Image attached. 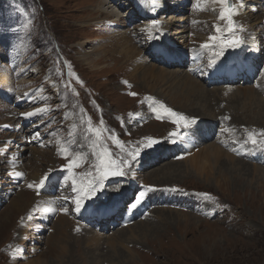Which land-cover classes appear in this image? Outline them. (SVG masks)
Masks as SVG:
<instances>
[{
    "label": "rangeland",
    "instance_id": "obj_1",
    "mask_svg": "<svg viewBox=\"0 0 264 264\" xmlns=\"http://www.w3.org/2000/svg\"><path fill=\"white\" fill-rule=\"evenodd\" d=\"M233 1L243 44L211 66L213 53L201 45L228 33L207 0H0V264H264V172H235L226 179L201 151L216 146L264 170V150L247 142L245 131L258 139L264 131V0ZM102 12L113 17L105 20ZM240 15L249 26L239 23ZM154 20L159 25L149 34ZM133 23L138 26H127ZM156 52L170 56L166 65L154 61ZM238 74L252 79L207 87L192 76L209 81ZM191 85L208 95L189 94ZM36 108L45 111L21 115ZM165 108L186 117L206 109L217 117L209 126L192 116L196 123L181 128L173 142L169 133L177 126ZM37 131L42 146L34 141ZM148 137L161 143L143 149ZM137 148L141 154L133 161ZM61 149L68 159L80 157L74 172L85 183L105 150L128 162L127 175L106 179L96 207L86 200L76 212ZM56 172L65 178L54 177ZM46 174L44 188L28 187ZM140 191L146 195L130 225L110 230L102 223L99 229L78 219L110 218ZM131 202L122 204L121 214ZM134 215L131 209L127 217Z\"/></svg>",
    "mask_w": 264,
    "mask_h": 264
},
{
    "label": "snow or ice",
    "instance_id": "obj_2",
    "mask_svg": "<svg viewBox=\"0 0 264 264\" xmlns=\"http://www.w3.org/2000/svg\"><path fill=\"white\" fill-rule=\"evenodd\" d=\"M214 3H217L221 6L220 14H219V21H226L227 22V33L228 36L224 37L222 35H212L210 37V40L212 43H204L201 45L203 49H207L209 51H212L213 57L211 60V66H215L217 59L219 57H222L225 53L226 50L229 49H236L240 45L243 44L242 38L236 34L237 29L243 30L242 26L237 25L234 17L238 15V11L235 8V5L233 3V0H213ZM159 25L158 20H154L152 24L146 29V31L151 34L152 30L157 28ZM215 30L217 33H220L221 26L220 24L215 25ZM213 49H219L218 51H213ZM69 75H72L70 72ZM127 83V82H125ZM73 92H75V89H72ZM132 96H136L137 93L132 92L130 93ZM28 95V94H25ZM45 109L43 108H36L34 111L30 112H24L21 115L24 118H29L34 115L40 114L44 112ZM165 112H167L168 116L173 118L172 123L177 126V130L174 132L169 133V139L173 140L175 142L181 135L180 129L184 128L187 129L190 125L195 124L196 121L195 119H189L188 117L177 113L173 111L171 108H165ZM157 119H160V116H157ZM103 123V121H101ZM91 121L89 120V131H93L90 127ZM198 129H193L192 134L195 135L196 131ZM247 132V142H250V144L254 147L258 146L261 150H264V131L259 133V138L257 133L254 131H248L245 129ZM95 134L97 137L100 136V131L95 130ZM33 135L36 138L40 137V133L37 131L33 133ZM117 144H119V140L116 141ZM161 143L160 140L152 137H148L145 139V142L143 143L142 147L143 149H153L157 145ZM62 154H65V150L61 149ZM141 154V149L137 148L135 149L131 156L132 160H136L137 157H139ZM111 153H109L107 150H105L103 153L97 154V160L98 163L94 166L95 167V175H93V172H88L87 176L91 177L88 179L87 183H85L83 180H80L76 173L74 172V169L80 166L81 159L80 157L73 158V159H68L67 155L65 154V159L68 160L66 165L64 166L63 170L68 173V180L71 181V186H72V192L75 193L74 196V204H75V211L79 212L81 208L84 206V202L86 200L91 201L92 207H96V201L95 197L98 196L100 192H102L105 188V180L108 179L109 177H124L127 175V173L124 170V166L128 164L127 161H121L118 162L116 159H112ZM18 176L22 175V173H17ZM49 175L46 174L43 178L39 180L38 184H29V188L35 187L37 190L42 189L45 187L46 181L49 180ZM151 190V189H150ZM146 192L145 191H140L138 193V198L134 200V202H131L128 206L131 207L132 209L137 208V206L141 203L143 198L145 197ZM203 198L205 199H211L212 197L208 193H202L201 194ZM67 199V197L65 198ZM52 210L54 211L55 209L52 208H46L45 211ZM64 212H67L68 209L64 208ZM79 231V229H77Z\"/></svg>",
    "mask_w": 264,
    "mask_h": 264
},
{
    "label": "bare ground",
    "instance_id": "obj_3",
    "mask_svg": "<svg viewBox=\"0 0 264 264\" xmlns=\"http://www.w3.org/2000/svg\"><path fill=\"white\" fill-rule=\"evenodd\" d=\"M122 1V0H120ZM208 3H210V6H213L214 8L218 9V11L220 12L221 10V6L217 3H214L213 0H207ZM234 2V1H233ZM235 3V2H234ZM245 4V3H243ZM242 4V5H243ZM249 8L250 10L251 9H254L256 8L255 6H251L249 5ZM103 15H105V20H108L109 17H113V15L110 13V12H102ZM241 16V15H240ZM237 20L239 21V23L241 24H244L246 26H249V21H248V18L247 17H243L241 16L240 18H237ZM85 61H88L89 58L88 57H85L83 58ZM104 57L101 56L100 58H98L97 60L93 61V65H96L98 64L99 62L103 61ZM83 63V62H82ZM91 63V62H90ZM101 64V63H100ZM90 66V65H89ZM95 68V67H94ZM189 94L191 95H194L195 97H206L208 95V93L206 91H204L203 89L199 88L198 86L196 85H191L190 88H189ZM183 111H185L184 109H182ZM202 110V112L204 113H196V112H193L194 110H192V112H188V117H198V119H200L199 117H203V120L201 121H205L206 123H209V121H212L211 119L213 117H217V115H215V112L214 111H211V112H208L206 109H200ZM200 112V111H198ZM100 114V113H99ZM220 114V113H218ZM222 116L225 114V113H221ZM220 114V115H221ZM255 115V114H253ZM226 116V115H225ZM192 117V118H193ZM212 117V118H211ZM222 118V117H221ZM256 118V117H255ZM196 119V120H198ZM224 119V118H223ZM230 119V118H229ZM254 119V118H253ZM237 121V120H236ZM226 122V121H225ZM252 123V122H251ZM210 126V123L208 124ZM235 125V124H234ZM207 126V127H209ZM239 126V125H237ZM242 126V125H241ZM201 151L202 154L208 158V161L210 162V165H212V169L213 170H216L219 172V176H226L228 174H232V173H235V172H238V173H241L243 171H254L255 173H259V172H264L263 169L261 168H257V167H251L249 164H247L244 160H241L239 158H236V156H234L233 154H231V152H228V151H225L221 148H218L216 146H211L209 148H207L206 150L202 149ZM168 155V154H167ZM194 160V159H193ZM190 161V160H189ZM199 161H203L202 164V167H204V165L206 164V162L204 160H199ZM188 163V162H187ZM196 163H199L196 161ZM189 165V164H188ZM187 165V166H188ZM190 165L194 166V163L190 161ZM196 166V165H195ZM194 166V167H195ZM199 168H200V165H199ZM210 168V169H211ZM202 170V169H201ZM209 176H211L212 172L209 171ZM197 173V172H196ZM200 173V172H199ZM202 173V171H201ZM200 173V175H201ZM246 174V173H245ZM233 177V176H232ZM209 178V177H208ZM228 179V178H226ZM194 256V255H193ZM35 264H41V262H35Z\"/></svg>",
    "mask_w": 264,
    "mask_h": 264
}]
</instances>
